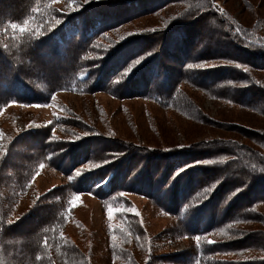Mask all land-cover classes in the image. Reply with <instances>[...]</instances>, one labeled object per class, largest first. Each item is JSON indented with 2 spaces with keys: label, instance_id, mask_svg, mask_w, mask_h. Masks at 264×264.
Segmentation results:
<instances>
[{
  "label": "trees",
  "instance_id": "trees-1",
  "mask_svg": "<svg viewBox=\"0 0 264 264\" xmlns=\"http://www.w3.org/2000/svg\"><path fill=\"white\" fill-rule=\"evenodd\" d=\"M71 1L15 0L14 8L4 11L0 9V108L7 104L31 105L46 102L60 92L91 94L96 90H107L111 94L117 95L112 88L117 84H123L127 93L142 94L160 106L175 109L181 114L184 113L197 120L199 119L198 113L192 108L189 99L187 97L183 99L181 95L184 92L178 84L182 82L191 86H199L210 97L264 117V100L260 97H253L254 93H264V87L257 84L259 80L254 74L256 68H264L262 65L264 59L261 58L264 56V38L255 36V40L253 35H255L256 29L253 30L245 24L229 22L228 11L226 13L218 11L213 6V0H176L180 5H183V13L178 16L174 15L167 27L164 28L171 32L170 45H167L170 48L168 55L171 59H177L184 72L185 70L194 71L193 73H196L200 80L213 76L212 78L216 79L213 88L194 82L188 73H184V75L180 73V79L176 81L178 84L174 88H170L172 76L176 74L174 68H178V66L173 67L168 63V60L167 63L159 61L160 52L164 49L155 53L151 58L145 57L134 63L129 69L130 72H127L128 75L121 79L118 78L121 67H124L123 71L128 69L131 59L130 52L124 43L116 44L112 50L108 51L103 48L105 42H113V39L108 38V33L118 24L117 22L108 23L110 17H117V15H111L109 10H117L121 7L126 11L125 7L129 6L128 11H136L145 6V0H143L144 2L127 0L126 4L124 2L120 4L123 0H108L112 4H108L107 1L103 3ZM154 1H152V9L157 10L159 4L155 5ZM91 9L95 11L92 12ZM191 9L198 13L195 19L198 16L204 18V20L198 19L200 24L202 23L201 26H210L213 30L215 29V33H219V38L211 42L205 41L204 37L205 47L197 51L196 54L193 53L197 49L194 50L193 39L186 40L189 31L191 33L195 31L191 25L192 22H190L194 21V18L185 17L187 13L191 15ZM92 17L95 28L94 33L90 35L87 27H89L88 21ZM76 20L81 29L70 37H66V26ZM213 23L216 26H213ZM13 24L18 27L13 28ZM183 24H187L186 28L182 26L181 29H178ZM21 27L25 30L21 31ZM155 33L159 34L160 32L149 31L145 33V37ZM57 35L61 40L56 38ZM149 37L150 40L143 43L146 46L151 39L153 40L151 44L157 42L155 38ZM102 49L104 52L101 53ZM96 50L98 57L93 61L91 57ZM32 52H42L43 55L51 59H55L57 56L64 58L70 54H73V58L64 64H59L61 58L51 62L49 65L52 70H55V73L49 74L47 77L38 75V71L43 69L37 65L32 67L36 74L27 75V67L20 65L17 60L18 58L28 59ZM226 52H228L227 54L237 53V55L234 54L236 57L219 55ZM212 59H223L228 64L225 66L216 65L215 67L219 71H215L211 75L209 73L213 71L211 70L212 66L209 68L187 67L189 64H205L207 60ZM147 69H150L149 71L153 69L154 73L161 77V87H158L159 90L152 94L147 91L150 82L148 84L143 82L144 78H146L144 81L148 82V76L141 77L142 71L147 72ZM224 72H231L233 75L220 77V74ZM236 93H243L250 97L246 99L244 95L237 96ZM71 113L73 114V112ZM69 118L70 116L63 120L58 117L57 120L47 125L22 131L18 139L10 141L11 143L6 145L5 149L9 151L8 154L0 156V264H93L91 255L94 252V245L90 248V254L79 251L67 233L69 225L76 222L75 210L78 206L74 203L80 200L81 191L98 194L101 202L104 203L102 211L106 215L104 218L106 225L100 244L107 248L109 259L124 264H151L157 258V254L156 258L152 259L154 254L151 252L155 246L150 245L151 236L144 227L145 218L139 212L129 211L133 208L130 193L134 192L129 187L139 189L141 186L142 190L146 192L159 191V195L155 196H160V199L166 202L167 207H164V204L150 193L139 192L142 193L139 195L148 197L149 201L162 212L171 213L176 221L172 228L176 229L179 237L192 240L196 256L191 264H264V230L254 231L250 235L253 236L250 243L242 241V244L237 245L234 250L229 247L231 244L239 243V237L236 236L248 235V230L239 227L240 225L248 224L255 219L258 220L257 218L264 223L261 213L255 212L258 209L257 205L264 203V199L251 198L250 192L243 193L256 184L264 186V134L255 133L261 142L259 145L261 150L253 148H251L253 151L249 150L252 160L248 155L241 154L243 147L235 142L228 144L234 152L230 154L227 152L210 154L211 149H206L208 151L204 153L201 149L195 151V149L187 148L183 151L178 149L177 152L172 153L146 150V153L151 154L140 155L138 151L140 148L133 146V149H129L130 151L127 153V155L129 154L128 158H123V160L112 158L113 148L107 153L110 156L106 155L105 158L97 159L96 157H87L90 149L85 143L87 144L88 141L90 143L98 142V134L86 135L72 132V127L68 123ZM56 129L61 136L54 133ZM32 135L37 138L40 146L37 149L29 146L33 152L26 148L22 157L19 156L16 162L13 159V162H10L9 158L11 156L13 158L14 149L19 146L18 140L20 141L22 137L32 138ZM70 136L72 137L70 138ZM22 144L24 143L20 145L23 146ZM202 144L204 148L207 147V142L204 141ZM221 144L222 142L219 143V145ZM20 149L22 148L20 147ZM186 151L188 154L185 155ZM137 154L146 160L149 159V164L146 166L145 160L144 164L142 163L143 167L136 168L131 183L123 185V182L129 177L130 169H134L133 163L138 158ZM238 154L241 155L238 156ZM258 154L262 156L260 161ZM192 157L199 158L200 161L211 160L213 164L204 165L200 162L195 167H190L188 166L190 162L187 160ZM22 159L26 161L17 167V162ZM237 159L240 160L239 164L241 165L239 170H237ZM256 159L260 164H256ZM8 161L9 166H7ZM162 161L163 163L172 162L174 170L176 167L179 171H175L176 173H173L170 178L169 173L170 171L172 173L173 167L169 168L163 163L162 166L160 163ZM214 162L219 164H214ZM244 162L254 163L250 167L251 180L247 185H243L244 187L241 185L238 191L235 189V192L233 191L235 195L230 196V192H228V197H231H229L228 204L219 209L218 198L225 190L223 182L217 186L218 190L215 195L210 197L206 195V188L212 181L204 183L201 181L205 179L204 176L211 177L212 175H208V172L213 174L214 168L220 169L219 166L229 169V172L237 175L236 179H238L240 176L238 174H245V168L242 167ZM40 163L48 165L47 168L52 167L62 175L64 182L59 187L55 185L44 193L38 192L42 195L37 193V198L32 200L29 206H26L27 208L22 211L21 203L26 199H31L29 196L35 191L34 181L37 172L40 173L38 168ZM151 166L154 167L153 170L159 178H153V171L148 170ZM9 167L12 169L8 170ZM11 171L12 179L9 174ZM182 178H185L187 183L185 191L181 187ZM105 179H108L110 184L106 189L89 183ZM165 180L171 182L168 188L160 185V190L159 183ZM234 180H230L228 186L236 187L238 183H235ZM84 182H86V188H82ZM197 183H201V185L191 191L186 199L187 193ZM178 191L179 197L177 196ZM182 192L184 193L180 196ZM24 193L27 194L22 196ZM244 194L247 198H244ZM171 195L173 196L170 199ZM246 199L247 201H245ZM244 201L246 203H243ZM240 202L241 204L237 205ZM110 208L113 209L111 217L109 216ZM43 209L46 211V215L27 236L24 237L17 232L22 223L28 221L30 224L31 219H27L29 212L37 213ZM20 213L25 214L24 219H17V215ZM197 236L202 238L199 243L195 239ZM241 239L248 240L247 236L246 239L244 237ZM94 241L96 242V240ZM251 247H259L263 254L252 259L234 258L230 261L221 260L217 256L220 253H233L232 251L247 252ZM137 248H144L147 252L142 263L136 257ZM98 251H100L99 248Z\"/></svg>",
  "mask_w": 264,
  "mask_h": 264
},
{
  "label": "rangeland",
  "instance_id": "rangeland-1",
  "mask_svg": "<svg viewBox=\"0 0 264 264\" xmlns=\"http://www.w3.org/2000/svg\"><path fill=\"white\" fill-rule=\"evenodd\" d=\"M14 1L15 0H0V9L4 11L9 10V8H14ZM81 1L84 3H90L91 1L103 3L107 1L108 4H112L108 0ZM141 1L144 2L143 0ZM152 1L154 0H145V6L141 9H137L138 7H135L137 9H135L136 11H128L129 6L125 7L126 11H124V9L121 7L117 10H109L111 15H117L118 18H115V16L110 17L108 19V23L111 22L114 24L117 22L118 24L116 25L115 29L108 33V38L113 39V42H105L103 48H105V51H108L109 49L112 50L116 44L118 45L119 43H124L130 52L131 59L128 69L123 71L122 69L124 67H121L122 69L119 72L118 78L121 79L128 75L130 72L129 69L134 65V63H137L139 60H142L145 57L151 58L155 53H159L160 50L164 49V51L160 52L159 61L163 63L165 61V63H167L166 61L168 60V63L172 64L173 67L178 66V68H174L176 74L172 76L170 81L172 86H170V88H174L178 84L176 81L180 79V73L183 75L184 73H188L193 78L194 82L213 88L216 82V79L212 78L213 76H209L208 78L200 80L198 75L193 73L194 71L190 72L185 70L184 72L181 64H178L177 59H171V57L168 55L170 48L167 45H170L169 42L171 41V32L169 30H165L164 28L167 27L174 15L178 16L179 14L183 13V5H180L177 2L178 0H157L154 1V3L155 5L159 4L158 9L153 10ZM123 2L126 4L127 0H123L120 4H123ZM213 6L220 12L225 11L226 13V11H228L227 18L229 22L232 23L233 21L235 23L245 24L250 26L253 30L256 29L254 31L255 35H253V39H255V36L264 38V0H213ZM92 9L91 11L94 12L95 10ZM91 11H89V13H92ZM190 13L191 15L188 13L185 14V17L192 19L194 18V21L192 20L190 22H192L191 25L195 28V31H192V33L189 31L186 40L193 39L194 43H192V45L194 46V50L197 48L195 51H193V53L196 54L197 51L205 47V42L203 39L204 37L205 41L211 42L219 38V33H215V29L213 30V28L210 26H201L202 23L200 24L199 20H204V18L198 16L195 19L198 14L196 11L191 9ZM187 24L180 25L178 29H181L182 26L186 28ZM88 26L89 27H87V30L91 35L94 33L93 30L95 28L93 17L91 20L89 19ZM213 26L216 25L213 23ZM191 28L192 27L190 26V29ZM80 29L81 28L77 23V20L70 22L65 28V36L70 37ZM149 31L160 33L149 35L155 38L157 42L155 44H151V41H153L151 39V41L148 42V45L146 46L143 43L146 40H150L149 36L145 37V33ZM61 36L63 37L62 34ZM56 38L61 40L59 35H57ZM242 42L245 41L242 40ZM100 52H104V49L100 50ZM227 53L228 52L219 55L229 57L237 55V53H234L235 55ZM191 55L193 56V54ZM97 57L98 53L96 50L92 54L91 58L94 61V58ZM60 58L61 57L57 56L55 59H51L48 56L43 55L42 52H32L29 54L28 59L18 58L17 61L20 65L27 67V69L25 68L27 70V75L36 74V71L32 67L37 65L43 69L38 71V75L47 77L49 74L55 73V70H52L49 64L53 61L60 60ZM72 58L73 54L66 55L64 58H61V63L59 64H64L66 61ZM261 58L264 59V56ZM226 62L227 61L223 59H212L207 60L204 65H206V68L212 66L211 70L213 71L209 73L211 75L215 71H219V69L215 67L216 65L225 66L228 64ZM262 65H264V63ZM149 70L150 69H147V72ZM142 72L143 75H141V77L148 76V82L144 81L146 78L143 79V82H145V84L150 82L147 91L151 94L157 92L159 90L158 87H161L162 84L160 82L161 77L154 73L153 69L148 73L145 71ZM254 72L256 78L259 80L257 81V84H260L264 87V68H256ZM220 75V77H227L232 76L233 74L231 72H224ZM178 86H181L184 92V94H181L183 99H186V97L189 99L193 106L192 108L196 111V113H198L199 119L196 120V118L187 116L184 113L181 114L175 109L160 106L156 102H153L152 100L142 96V94L127 93L123 88V84H117L112 88L113 91L117 93V95L111 94L107 90H96L91 94L60 92L53 95L46 102H38L31 105L7 104L0 108V156H5L8 154L9 151L5 149L6 145L8 146L10 141L13 142L15 139H18V136L22 131H25L28 128L33 130L39 126L47 125L48 123H52L54 120H57L58 117L64 120L65 117L68 118L69 116L70 118L68 123L70 127H72V132L86 135L98 134L97 136H99L97 139L98 142L90 143V141H88L87 144L85 143V145L90 149V152L87 154L88 158H105L106 155L110 156V154L107 153H109L113 148L114 155H112V158H119L120 160H123V158H128L127 156H129V154L127 155V153L133 149V146L140 148L138 149L140 155L145 154L146 150H153L152 152L162 151L172 153L177 152L178 149L183 151L187 148L195 149V151L201 149V151H204V153L208 151L206 149H211L212 152L210 154L213 152H227L230 154L234 152L231 150L228 144L235 142L237 145L243 147V153L241 154H243V156L248 155L250 160H252V155L250 154L249 150L253 151L251 148L258 151L261 150V147L259 146L261 142L255 133L264 134L263 116L248 111L244 108L242 109L239 106L227 104L223 100L210 97L205 91L202 90V88H199V86H191L190 84H185L182 82L179 83ZM236 94L237 96L244 95L246 99H249L250 97L243 93ZM254 94L255 95L253 97H260L264 100L263 92ZM71 112H73V114ZM54 133L61 136L57 129L54 131ZM32 136V138L22 137L20 141L18 140L19 143L17 144H19V146L14 149L13 158L12 156L9 158L10 162L12 159L14 162H16L19 156L22 157L21 155L25 153L26 148L30 152H33L29 146H32L36 149L40 146V143L37 142V138L34 135ZM71 137L72 136H70V138ZM204 141L207 142V147L205 148L202 144ZM220 142H222L221 145H219ZM21 143H24L22 144L23 146L20 145ZM20 147L22 149L19 150ZM224 149H226V151H223ZM187 152L188 151H186L185 155L188 154ZM139 154H137L138 158L133 163L134 169H130L129 177L123 182V185H126L129 182L131 183L132 178H134L133 176L135 175L136 168L140 169L143 167V162H145L146 159L144 157H139ZM241 154H238V156ZM258 157L260 161L262 156L258 154ZM9 161L7 166H9ZM24 161L26 160H19L17 162V167L24 163ZM187 161L190 162L188 165L190 167H195L197 163L199 164L202 162L196 157L188 158ZM160 163L162 165L163 161ZM239 163L240 160L237 159V170H239V167H241ZM148 164L149 159L146 160V166ZM214 164L219 163L214 162ZM256 164L260 163L257 161ZM41 165H43V167H41ZM163 165H168L169 168L173 167V163L170 161L163 163ZM252 165H254V163L244 162L242 167L244 166L245 168V174H238L240 175L238 176V179H236L237 175L229 172V169H225V167L222 166H219L220 169L215 167L213 174L208 172V175H212L211 177L204 176L205 179L202 177L204 180L201 181V183L212 181V183H210L206 188V195L210 197L215 195L216 190H218L217 186L223 182L222 184L225 186V190L224 193L220 194L218 198L219 209L228 204L227 202L230 200V196L234 194L235 189L238 191L241 185L245 186L251 180L252 176L250 173V167ZM46 166L48 165L45 163H40V165H38L40 173L39 171L37 172L36 179L34 181L35 191L31 196H29L31 199H26L27 201L24 200L21 203L22 211L27 208L26 206H29V203L32 200L34 201L37 198L36 194L38 192L44 193L47 190L53 188L55 185L59 187L61 183L63 184L64 179L62 175L52 169V167L49 166V168H47ZM157 166H159V163H157ZM10 169L12 168L9 167L8 170ZM153 169L154 167L151 166V168L148 170L151 172L153 171L154 179L159 178ZM175 169L176 170H174L173 167L172 173L170 171V178L173 173H176L175 171H179V169L176 167ZM9 174L10 178L12 179V171ZM107 180L108 179L94 180L93 182L89 183L96 187H105L106 189L109 188L110 185L109 181ZM230 180H234L235 183H238L236 187L231 185L228 186V182ZM170 182L171 181L167 180L162 181L159 183V189L161 190L160 185L168 188ZM85 183L86 182L83 183L82 188H86ZM181 183V187L183 188L182 190L185 191L187 188L185 178L181 179ZM201 183H197L193 188H191L185 198L187 199L191 191H193L195 188H198ZM129 188L130 190L134 191L130 193L132 196V209L135 210L134 212L143 214L146 222L144 227L150 232L151 236L150 245L155 246L154 250L151 252L154 254L152 259L156 258V254L157 258L153 260L151 264H191L196 256V249L192 244V240L187 239L186 237H179V235L176 233V229L172 228L174 224H176V221L171 213L162 212L158 207L156 208V205L149 201L148 197L139 195L145 192L152 194L154 197L155 195H159V191L154 193L146 192L145 190H142V186L139 188L140 190L138 188ZM228 192H230V198L228 197ZM245 192H250V196L252 195L251 198L260 197L264 199L263 185L259 186L256 184L243 193ZM42 193L38 194L42 195ZM183 193L184 192L180 193V196H182ZM26 194L27 193H24L22 196H25ZM172 196L173 195H171L170 199ZM177 196L179 197V191ZM154 198L159 199L158 201L164 204V207H167L166 202L163 199H160V196H155ZM244 198L247 197L245 196ZM245 201H247V199ZM245 201L243 203H246ZM74 204L78 206L75 210L76 222L69 225L67 233L75 242L77 249L90 254V248L94 245V252L91 255L93 264H124L117 260L112 261L109 259L107 248H104V245L100 244V241L102 240L103 229L106 225L104 220L106 215L102 211L104 209V203L101 202L98 194L89 191H81L80 200L75 201ZM240 204L241 202L237 205ZM257 208L258 209L255 210V212L261 213V216L264 217V203H259ZM24 215L25 214L23 213L18 214L17 219H24ZM45 215L46 211L44 209L39 210L37 213L29 212L27 219H31L30 224H28V221L27 223H22L18 227V231H16L24 237L27 236L30 231L38 226L39 221ZM257 219L258 220L255 219L248 224L239 226L241 228H246L248 230V235L243 234L236 236L239 237V243H235L233 245L231 244L229 246L231 249L234 250L242 241H247V243L252 242L253 236L250 235L253 234L254 231L264 230V223L259 221V218ZM246 236L248 240L241 239L242 237L246 239ZM94 240H96V242ZM97 247L100 249V251H98ZM142 249L137 248L135 251L136 257L141 263L147 255L146 250H144V248ZM232 252L233 253L228 254L220 253V255L217 254V256L221 260L230 261L234 258L252 259L253 257H258L264 253L259 250V247H251L250 250L242 253L234 251Z\"/></svg>",
  "mask_w": 264,
  "mask_h": 264
},
{
  "label": "snow or ice",
  "instance_id": "snow-or-ice-1",
  "mask_svg": "<svg viewBox=\"0 0 264 264\" xmlns=\"http://www.w3.org/2000/svg\"><path fill=\"white\" fill-rule=\"evenodd\" d=\"M12 27H13V28H16V27H18V26L15 25V24H13ZM20 30H21V31H24L25 28L21 27ZM205 66H206V65H204V64H198V65L189 64L187 67H188V68H204ZM181 146H182V145H181ZM201 163H204V164H211V163H213V161H211V160H205V161H202ZM41 167H43V165H41ZM129 211H135V210H134V209H129ZM112 212H113V209L110 208V209H109V216H110V217H111V215H112ZM195 239H196L197 243H199V241H200L202 238L199 237V236H197V237H195Z\"/></svg>",
  "mask_w": 264,
  "mask_h": 264
}]
</instances>
